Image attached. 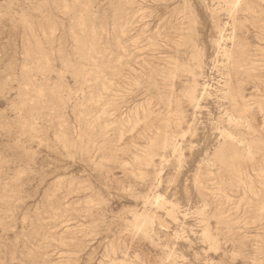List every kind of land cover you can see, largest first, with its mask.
Returning a JSON list of instances; mask_svg holds the SVG:
<instances>
[{
    "label": "rangeland",
    "instance_id": "1",
    "mask_svg": "<svg viewBox=\"0 0 264 264\" xmlns=\"http://www.w3.org/2000/svg\"><path fill=\"white\" fill-rule=\"evenodd\" d=\"M0 264H264V0H0Z\"/></svg>",
    "mask_w": 264,
    "mask_h": 264
}]
</instances>
